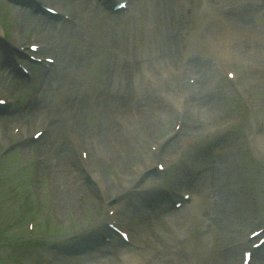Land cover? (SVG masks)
Segmentation results:
<instances>
[{
	"label": "rangeland",
	"instance_id": "obj_1",
	"mask_svg": "<svg viewBox=\"0 0 264 264\" xmlns=\"http://www.w3.org/2000/svg\"><path fill=\"white\" fill-rule=\"evenodd\" d=\"M156 1L159 0H129L127 9L113 14L98 5V11L89 8L90 15L81 17L76 9L77 0H47L52 6L67 9L72 17L48 21L44 16L31 15L28 9L15 7L10 1L0 0V27L10 43L17 39L22 44H28L37 37L38 42L45 44L44 50H39L38 54L53 56L57 62L61 60V51L72 52L71 63L66 60L64 69H59L60 65L55 62L54 67H45L44 71L42 64H30L28 59L24 60V64L31 66L30 78L15 75L9 66L1 64L5 72L0 73V94L10 97L12 103L0 110V115L10 117L8 124L0 122V264H80L85 252L98 254L105 249L104 262L108 264H131L129 257L132 255L139 256L141 261L152 260L154 263L156 256L159 259L156 264H242L241 251L245 244L239 242L251 231L249 217L254 216L253 222H264V147L257 145L255 135L264 132V0H182L186 1V27L183 24L182 31L176 28L175 34L165 31L164 25L166 17L170 21L175 14L169 8L182 1L171 0L167 13L161 18L155 14V11L161 14ZM234 29L237 36L229 32ZM240 30L258 35H247ZM180 32L190 36L188 44L181 41ZM31 34L34 39H30ZM214 35H218L220 42ZM223 38L228 40L223 42ZM168 39L171 43L167 42ZM194 43L197 46L193 50ZM175 49L178 51L174 52ZM206 49L216 54L210 66L212 75L210 71L207 75L209 81L208 78L198 77V83L202 89L200 95L207 97L211 94L210 97H214L217 103V107H211L209 111L207 108L206 111L212 121L202 122L198 130L191 128L203 116L199 114L201 108L198 104L199 115L193 117L191 126L176 137V141L169 138L172 141L169 147L155 157L164 162L165 170L160 174L151 172L144 177L141 175L135 180L137 188L142 189L141 194H126L119 202L113 201L116 198L104 197L103 191L109 194L127 185L126 174L112 165V156L103 151L102 137L93 132L91 139L97 143V156L105 168L97 169L90 149L85 145H75L76 157L70 158L71 164L74 168L83 164L88 169L87 173L81 170L77 179L83 185V192L78 198L80 204L76 209H70L65 203L67 197L63 198L58 191L55 195L56 189L47 170L51 151L45 147L28 146L35 131L41 129L43 139L49 136L46 133L51 120L53 123V112L64 108L66 113V119L62 121L66 142L61 141L57 145L74 148L80 136L76 130L74 133L77 126L72 121L71 102L83 97L84 119L96 125L101 110L106 106L102 102L106 96L99 94V89L104 81L117 73H107L110 66L114 62L119 69L120 59L135 61V69L139 72L133 70L123 96L129 104L123 106L122 103V113L115 118V122H123L118 126L123 131L121 134L139 147L137 154L130 149L134 155L126 159L128 171L135 174L134 168L140 165L142 157L146 158L145 161L155 159L151 148L159 145V139L165 141L177 124L176 116L170 117L166 108L170 104L162 108L160 101L172 100L171 105L176 103L175 92L182 86L187 87L189 74L190 77L196 74L186 71L181 76V71L194 67L199 74L202 69L200 66L196 69L195 62ZM82 59L84 62H81ZM215 63L224 74L215 68ZM167 65L174 68L167 69ZM159 69L168 72L166 79ZM206 70L208 73L209 70ZM176 71L180 75H172ZM227 71L236 73L238 79L233 82L228 80ZM212 82L216 86H211ZM152 86L157 93L160 91L158 121L154 123L156 126H152L156 131L150 134L144 129L150 134L147 138L146 133L141 137L142 132L135 136L134 130H139L141 125L135 119L140 109L134 102L141 94L146 99L147 89ZM110 88L113 85L106 87ZM43 94H47L48 98L40 102L39 95ZM147 102L150 101L147 99ZM38 106L41 110L49 106V111H42L43 114L35 118ZM145 113H148L147 109ZM24 127L29 141L26 134L19 136ZM98 133L102 135L100 130ZM87 156H90V161ZM218 161H221L222 168L219 176L222 177L221 183L216 182L215 177ZM201 164L204 168L208 167L207 171L204 170V177L209 182H206L207 187L210 190L213 187V194L209 193L211 197L196 192V197L184 209H173L175 212L167 209L162 216L167 220H158V213L162 211L160 208H168V204L163 197L159 205H149L146 194L148 200L150 194L146 189L152 192L155 187V190L161 191V187L171 185L173 191L180 193L182 187L193 191L196 180L193 176L203 169ZM210 167H215L211 169V174ZM120 168L123 169L122 166ZM95 173L100 175L109 190L96 181ZM77 192V188L72 191ZM109 199L114 202L112 207L117 209L119 221L133 234L135 246H131L133 242L124 246L114 239L113 242H102L99 233L92 241L87 240L94 221L106 213L104 208L111 201ZM139 200L142 201L141 205L138 204L139 208L131 210L130 205ZM154 210H157L155 214ZM211 213L215 217L211 218ZM28 219L34 221V229L27 225ZM236 246L237 249L234 248ZM249 264H264V247L255 252Z\"/></svg>",
	"mask_w": 264,
	"mask_h": 264
},
{
	"label": "bare ground",
	"instance_id": "obj_2",
	"mask_svg": "<svg viewBox=\"0 0 264 264\" xmlns=\"http://www.w3.org/2000/svg\"><path fill=\"white\" fill-rule=\"evenodd\" d=\"M169 2H171V0H159L157 3V9L159 10V12L161 14H158L155 11V14L161 18V16H163L164 13H167L166 9L169 7ZM77 10L79 12V14L81 15V17L85 16V15H90L89 13H91L89 8H92L96 11H98V3L95 0H77ZM95 5H97L95 7ZM171 8V7H170ZM169 8L170 12H177L179 9H177V5L175 4L174 7H172L171 9ZM16 11H21L20 9H15ZM168 15V14H167ZM168 16L166 17V24L164 25V30L175 34L177 32V29L179 31V28L181 29V26L179 25V22L176 20L173 21V23L171 21L167 20ZM170 23V24H169ZM177 28V29H176ZM244 31V30H243ZM240 30V32H243ZM230 33L232 32V35H236L237 36V30H230ZM245 34L247 35H252V36H257L258 33L256 32H246L244 31ZM3 33L2 30L0 29V51L2 49H6V45H8V41L4 40V38H2ZM217 38V41L220 42L218 35H214ZM236 36H234L235 38H237ZM165 37L168 38V34H165ZM192 37V36H191ZM232 39L230 41H234L235 40ZM228 39L223 38V42L227 41ZM193 43V39L190 40ZM20 41L17 40L15 42V44L19 43ZM168 43H171V40L168 39L167 41ZM211 43V42H210ZM201 45V44H200ZM196 44L194 43L192 48L194 50V48L196 49ZM201 47V46H198ZM197 47V48H198ZM191 48V49H192ZM178 49H175L174 52H177ZM28 52V51H26ZM117 52H119L117 50ZM72 52L71 51H61L60 52V59L59 62H56L57 65L59 66V69H64L66 65H64V62L67 60L70 64L71 60H72ZM120 55V52H119ZM130 55V54H127ZM16 57V55H15ZM2 60V58H0V61ZM81 62H84V60L82 59ZM121 62V66L118 69L117 67H115V63L113 62L112 65L110 66V69L108 70L107 73L110 72H117L116 75L114 76L112 74V77L110 80H106L104 81V87L102 86L101 89H99V94H102V96L104 97V95L106 96V98L104 100H102L103 103L106 104V106L101 110L102 114L99 116L98 120L96 121V125H94V123H87L84 119V116L82 114V110L84 108V99L83 97L78 98L77 100H74L73 102H71V104L73 105H69V107L72 109L74 117H73V123L75 125V127L77 126L76 129H74V133L75 130L78 132L79 136H80V140L77 144H74V148H67L66 146L64 148H61V145L58 146L57 144H59L61 141L66 142L65 141V136L63 134L64 131V124H63V119H66V113H65V109L61 108L56 112H53L52 114L55 115L54 119H53V123L51 124V121L49 123V129L46 133V135H49L48 137H46L45 139H43L44 137L40 138V140L38 141H32L30 143V145L28 146H33V148H40V147H45L48 148L51 155V161L49 163L50 166L47 167V170L49 172V174L51 175L52 178V184L54 185L56 191H55V195L57 193V191L60 194H63V198L67 197V201L65 202L67 205H69L70 209L73 208H77V206L80 204L78 198L80 197V195L83 192V185L79 184L77 182L78 179V175L79 172L84 171L87 173L88 169L86 167H84L83 165H79V167H73V165L71 164V160L70 158H75L76 154L75 151L77 152V146L75 145H85L88 149H90L89 153H91V158L93 159V163L94 165L97 167V169H103L105 168V166L102 164V162H100V160L98 159L97 153H99L97 151V143L94 140L93 143V138L91 139V134H93V132L96 133V135H100L102 137V142H103V151L106 152L108 151L110 153V155L112 156V165L118 169V171H123L126 174V183L125 186H122L121 188H118L116 190H113L112 192H110L109 194H107L105 191H103V195L105 198H116L114 201H119L122 199V190H124L125 192H129L127 189L131 190L132 185H135V180L137 178H139L142 174L145 173L146 171V162L142 161L140 164V167H138L139 173L138 174H133L132 172L130 173L128 171V167H127V157L128 156H133L134 153L130 152V149H132V151L135 152V154H137L138 152V146L136 143L130 142L129 140H126L125 136L122 135L121 133H123V131H120L119 129V125H123V122H121L120 120L115 122V118H117L119 115H121V110L123 109V107H121L120 105L123 104V106H128L127 102L125 101V99H123V96L126 94V87H127V83L129 82V78L130 75H132V72L136 71L139 72V69H135V61H132V59H120ZM141 62V61H140ZM2 65H6L7 63H0V73L1 72H5V69L3 70V68L1 67ZM196 68L198 66H200V68L202 69V71H199V74H197V76L200 78H205L206 79V73L207 71L202 68V65L200 63V61L195 62ZM199 68V67H198ZM134 70V71H133ZM142 72V70H141ZM151 73V71L147 74V76ZM1 77V74H0ZM5 78V77H4ZM138 84V83H137ZM109 85H113V88L110 89H106L107 86ZM107 92V93H105ZM160 92V91H158ZM145 94V93H144ZM142 95V96H141ZM139 96V99L137 101L134 102L135 105L139 106L140 111L138 114V119L137 122L140 121V129L138 130V128H136L134 130V134L135 136L139 134V132L141 133V137L143 136L144 133H146V138L152 134L154 131L153 127L156 126V124H154L156 121H158V110H157V104H159V102L157 103H152V102H147V100L145 99V96L143 94H141ZM209 96V94H207ZM40 98V102H45L46 99L48 98L47 94H43V95H39ZM160 102H163V105H167V104H172L173 101L172 100H161ZM199 104V108H201V111L199 114H203V116H201L200 120L201 121H197L196 125L193 124V126L191 128H196L197 130L199 129L198 127L200 126V124H202V122L211 120L209 117H207L208 115L206 114L207 108L208 111L211 110V107L215 106L217 107V103L215 102L214 99H210L209 97H205L203 94L200 95L199 97V101L197 103V105ZM50 106V105H49ZM49 106L45 107L43 110H41L40 106H38V108L36 109V111L34 112V116L35 118H38L39 115H42V111H49L48 108ZM138 108V107H136ZM146 109L148 110V113H145ZM135 110V109H134ZM203 111V112H202ZM142 113V114H141ZM61 116V118H60ZM10 117H8L6 114H2L0 115V122L2 124H8ZM212 121V120H211ZM161 122V121H159ZM193 123V122H192ZM94 125V126H93ZM153 126V127H152ZM92 127V128H91ZM159 127V125H158ZM91 128V130H90ZM148 130L150 132L147 133L144 131ZM157 129V127H156ZM90 130V132H89ZM100 130V132L102 133V135L100 133H98ZM92 132V133H91ZM24 134H28V131H26V127L23 128V130L21 129V132L19 134V136H24ZM256 135V142L257 145H261V147H264V132H258L255 134ZM79 139V136L76 135ZM96 136H94L95 138ZM26 138H30L29 136H27ZM10 140V138H9ZM68 142V141H67ZM71 143V142H70ZM73 144V143H72ZM96 145V146H95ZM160 147L159 148H167V141H161V143H159ZM27 146V147H28ZM28 147V148H30ZM138 147V148H137ZM140 147H144V145H140ZM26 148V147H24ZM75 149V150H74ZM56 152V153H55ZM130 152V153H129ZM103 153V152H101ZM90 161V159H89ZM47 163V161H45ZM44 162V163H45ZM146 164V165H145ZM221 165V161H218L216 164L217 167V171H216V182H220L221 183V179L219 176L221 175L222 168L220 167ZM123 167L120 168V167ZM202 166V164H201ZM211 166V164H210ZM203 167V166H202ZM213 168L215 167H210V171L209 173L211 174V169L213 170ZM206 169H208V167L201 169L197 172L194 173L195 176H193L195 180V182L193 183V188H194V193L198 192L200 194L205 195L204 197L208 196L211 197V195L213 194V187L212 184H210L209 186L212 187V189L210 190L209 187H207V180L204 177V170L207 171ZM203 170V171H202ZM95 171V170H93ZM67 172V174H65ZM220 173V174H219ZM97 182L100 183L101 187L109 190V186L105 183L102 182V180L100 179V177L96 178ZM209 184V182H207ZM88 184V183H86ZM214 185V184H213ZM77 186V187H76ZM113 187V186H112ZM78 189L77 193H72L73 190ZM64 189V190H63ZM205 192V193H203ZM72 193V194H71ZM149 195V199L147 198V194H146V200L148 201V203L152 204V203H158L162 197H163V193L162 195L160 194V191L155 190V188L152 189V192H148ZM212 193V194H209ZM141 194V193H139ZM109 195V197L107 196ZM57 196V195H56ZM196 197L195 195L192 197V199ZM109 199V200H112ZM144 200V201H146ZM63 202V200H62ZM138 204H142V201L139 200L138 202L133 203L132 205H130L131 207H129L131 210L135 209L137 210L139 207ZM128 206V205H127ZM122 210L126 209L124 206L122 207ZM184 209V208H183ZM126 211V210H125ZM173 212H175L173 210ZM118 213V212H117ZM211 218H213V216L215 217L214 213L210 214ZM105 215H103L100 218H97L94 222L95 225L93 227V230L90 232L91 234L87 237V240H93L95 239V237L97 236L99 231H104V228H106V220L105 219ZM211 220V219H210ZM153 234H155V231H153ZM235 249H237V246L234 247ZM88 254V255H86ZM107 254V249H105L104 251H101V253L99 252L97 254V252H85V255H82L81 257L83 258V261L80 264H108L107 262H104L105 259V255ZM235 254V252L233 253ZM131 261L135 262L132 264H143L144 262H140L139 260L141 259L139 256H135L132 255L129 257ZM157 260V263H159V259L158 257H154ZM139 259V260H137ZM156 260L155 263L156 264ZM137 261V262H136Z\"/></svg>",
	"mask_w": 264,
	"mask_h": 264
}]
</instances>
